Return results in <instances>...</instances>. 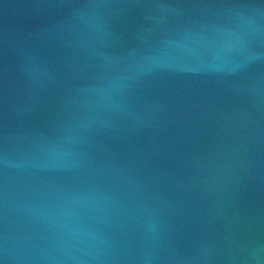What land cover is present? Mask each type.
Listing matches in <instances>:
<instances>
[{
	"label": "water",
	"instance_id": "95a60500",
	"mask_svg": "<svg viewBox=\"0 0 264 264\" xmlns=\"http://www.w3.org/2000/svg\"><path fill=\"white\" fill-rule=\"evenodd\" d=\"M0 264H264V0H0Z\"/></svg>",
	"mask_w": 264,
	"mask_h": 264
}]
</instances>
